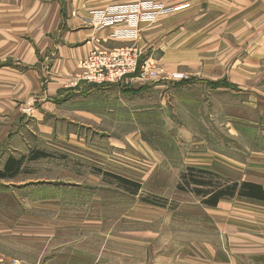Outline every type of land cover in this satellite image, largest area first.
<instances>
[{
    "label": "rangeland",
    "instance_id": "374dc122",
    "mask_svg": "<svg viewBox=\"0 0 264 264\" xmlns=\"http://www.w3.org/2000/svg\"><path fill=\"white\" fill-rule=\"evenodd\" d=\"M203 1L109 0L89 11V25L98 31L110 29V38L123 43L114 49H139L140 63L122 83L78 80L83 70L75 81H70L71 86H82L83 93L94 87L99 93V87L114 85L129 93L140 86L126 85L128 81L146 77H155L165 85L157 90L145 89L138 94L143 96L141 99L122 95L126 103H132V99L135 102L134 107L123 108L127 112L123 113L124 124L120 123L124 135L118 141L110 138L116 136L113 133L118 125L114 116L110 118L114 121L108 123L56 119L62 136L55 137L50 130L40 131V122L27 116L37 113L38 101L27 106L19 103L18 107L25 106L21 108L24 116L21 113L13 119L8 116L12 110L5 113L7 110L1 108L0 169L8 155L22 159L23 167L14 177L0 178V201L10 199L6 206L17 207L18 211L21 204L15 201H28L22 205L28 211L23 226L29 229V264H41L58 247L61 252L49 264L211 263L204 245L214 239L208 206L193 193L180 191L177 185L187 167H204L200 164L204 159L214 158L212 151L243 161L250 148L260 147L264 86L254 84L257 91L252 92L215 91L207 77L201 75L200 70L213 61L203 57L213 58L218 50L213 51L212 44H198L197 36H225L230 29L226 23L231 24L232 18L228 10H208ZM113 5H127L133 9L131 12L135 11L132 16L148 18L138 24L136 38H114L117 24L112 25L110 18H104L102 23L92 18L95 11ZM131 12L120 19L127 20L125 27L131 22ZM199 17L203 18L197 20ZM213 20L223 24L220 32H214ZM155 24H160L156 27V42L150 49L141 48L138 41L143 29ZM184 37L190 41L188 57L203 60H190L189 66L172 71L156 63L167 53V58L171 55L173 63L180 66L178 56ZM254 45H249L250 49ZM154 48L155 61L149 54ZM202 48L211 51L205 53ZM142 66L146 73L141 77ZM191 72L199 75L197 79ZM145 100L149 110L139 102ZM93 101L102 110L101 102ZM116 107L113 106L115 111L123 110ZM180 129L188 135H182ZM37 152L48 156L32 159V153ZM116 176L133 182L125 184Z\"/></svg>",
    "mask_w": 264,
    "mask_h": 264
},
{
    "label": "crops",
    "instance_id": "0c3cea01",
    "mask_svg": "<svg viewBox=\"0 0 264 264\" xmlns=\"http://www.w3.org/2000/svg\"><path fill=\"white\" fill-rule=\"evenodd\" d=\"M108 1L0 0V110H7L5 113L12 110L8 116L13 119L25 107H18L19 103L27 106L38 101L37 113L27 116L33 122H40L37 123L40 131L50 130L55 137L56 134L58 137L62 136L58 131V124L54 122L56 119L108 123L109 120L114 121L110 119L114 116L118 118L115 119L118 125L113 133L116 136L110 138L118 141L124 135L120 123L124 124L123 113L127 112L123 108H132L135 102V99L129 101L132 103L123 101L125 93L132 94V97L138 96L147 88H164L165 85L159 83L161 81L155 77H146L142 81L140 78L131 79L126 85L140 87L135 88L136 90L133 88L129 93L114 85L99 87V93L93 90L94 87L83 93L82 86L69 84L82 71L79 65L92 49H114L123 44L110 38V29L98 31L88 23L89 11L106 5ZM203 2L208 10L215 13L216 9L228 10L232 13V18L231 24L226 23L230 29L225 36L220 33L218 36H197L198 44H212V50H218L213 58L203 57L204 60L213 61L210 67L204 66L200 70L201 75L207 77V82L211 83V88L215 91H257L254 84L264 86V0ZM213 22V30L216 32L223 24L215 23V20ZM159 25L143 29L138 41L141 48L150 49L154 45ZM181 43L184 47L180 48L181 54L178 56L180 66L173 63L171 55L167 58V53L154 59L156 48L149 50V54L161 67L171 71L184 69L182 67L189 66L187 64L190 60H195L194 63L198 59L203 60L201 57H188L186 51L190 41L187 37ZM252 43L255 45L250 49L249 45ZM202 51L206 53L211 50L202 48ZM151 70L157 72L154 68ZM190 74L196 76V79L199 76L192 72ZM43 77L46 78L45 81ZM141 97L143 96H138L139 99ZM93 100L101 102L102 110ZM77 101L81 104H77ZM139 102H143V108L149 110L148 101ZM113 106L123 110L115 111ZM132 112L133 110L129 114L132 115ZM261 122L264 125V119ZM29 126L35 125L29 123ZM180 132L188 135L185 129H180ZM69 134L72 136L70 129ZM248 152V156L240 161L230 154L215 150L212 151L214 158L204 159L200 164L224 177L259 184L264 190V129L260 134V147L250 148ZM6 164L12 170L18 169L14 176L23 167L22 159L12 155H8L0 171L5 169ZM9 202L10 199L5 203L0 201L4 205L0 206V264H9L12 259H17L19 264H29V229L27 225L23 226V220L28 219V211L27 208L23 210L22 205L28 201L22 198L15 201L21 204L19 211L17 207L6 206ZM207 210L214 225L213 241L204 243L210 264H264V200L236 196L222 199L217 206L207 207ZM57 249L53 256L41 264H49V260H55L61 252L59 247Z\"/></svg>",
    "mask_w": 264,
    "mask_h": 264
},
{
    "label": "built area",
    "instance_id": "2783aa9c",
    "mask_svg": "<svg viewBox=\"0 0 264 264\" xmlns=\"http://www.w3.org/2000/svg\"><path fill=\"white\" fill-rule=\"evenodd\" d=\"M132 10L133 9L127 5H113L106 9L95 11L96 14H94L92 18H94L97 23H102L104 18H110L113 21L111 24H117L116 26H118L115 29V33H113L114 38L134 39L137 36L138 24L145 22L148 18H143L139 15L132 16V13L135 12H131ZM129 12H131V22L125 27L123 24L126 23L127 20L122 22L120 19ZM140 55L141 51L132 47H125L122 49L94 48L81 62V68L82 71H84L81 73L82 75L78 76V80H86L100 84L124 82L130 74L137 71L140 63ZM142 68V73L140 71L141 77L146 73L144 66H142ZM9 264L19 263L14 259L10 261Z\"/></svg>",
    "mask_w": 264,
    "mask_h": 264
},
{
    "label": "trees",
    "instance_id": "16d2710c",
    "mask_svg": "<svg viewBox=\"0 0 264 264\" xmlns=\"http://www.w3.org/2000/svg\"><path fill=\"white\" fill-rule=\"evenodd\" d=\"M213 84V83H212ZM48 156L47 153H32L31 158L36 159ZM18 169L12 170L7 164L3 171H0V178L12 177ZM125 184H129L128 178L116 176ZM138 189L140 184L136 183ZM177 188L180 191L193 193L201 199V203L208 207H215L222 199H231L236 196L264 200V190L261 185L234 179L226 178L211 169L204 167L189 166L180 175Z\"/></svg>",
    "mask_w": 264,
    "mask_h": 264
},
{
    "label": "flooded vegetation",
    "instance_id": "af4514ba",
    "mask_svg": "<svg viewBox=\"0 0 264 264\" xmlns=\"http://www.w3.org/2000/svg\"><path fill=\"white\" fill-rule=\"evenodd\" d=\"M124 183V182H123Z\"/></svg>",
    "mask_w": 264,
    "mask_h": 264
}]
</instances>
